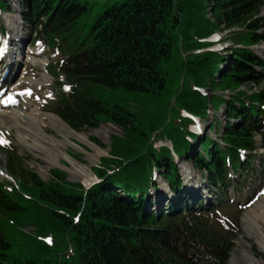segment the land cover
I'll use <instances>...</instances> for the list:
<instances>
[{"label":"trees","instance_id":"obj_1","mask_svg":"<svg viewBox=\"0 0 264 264\" xmlns=\"http://www.w3.org/2000/svg\"><path fill=\"white\" fill-rule=\"evenodd\" d=\"M22 5L30 28L67 53L62 71L72 86L53 110L75 130L96 127L104 116L121 126L123 136L112 137L109 155L95 167L100 182L90 188L67 180L61 169L44 181L11 164L19 179L17 186L0 182V264H228L237 232L215 220L214 207L202 212L186 203L174 151L203 172L219 204L233 181L231 170L241 179L254 171L257 132L264 144V90L248 93L241 87L264 81V61L250 48L264 40V18L258 17L264 0ZM0 9L11 10L9 2L0 0ZM228 30L234 44L228 54L210 50L205 39ZM142 97L141 119L117 104ZM224 104L225 124L218 117L211 124L222 143L198 136L183 113L207 118L211 108ZM156 134L173 148L148 145ZM194 142L201 149L190 156ZM141 143L147 152H138ZM154 170L162 171L176 194L166 212L150 209L151 189L158 188ZM57 235L67 241L71 259L60 257Z\"/></svg>","mask_w":264,"mask_h":264},{"label":"rangeland","instance_id":"obj_2","mask_svg":"<svg viewBox=\"0 0 264 264\" xmlns=\"http://www.w3.org/2000/svg\"><path fill=\"white\" fill-rule=\"evenodd\" d=\"M22 1L23 0H9L11 5L13 6V12H7L1 14V22L4 23L6 28L9 30V34L11 35V47H13L14 51H19V54L14 60V63L10 62L9 59L6 58V61L0 63V69L4 65V67L8 66L10 68V74L8 81H13L11 84L7 83L8 90H6L5 94L12 93L17 96L18 102L14 106H10L5 110L9 112V114H16L21 121L35 124V127L40 128L39 131L42 132L43 138H34L28 135H22V133L17 129V127L9 122L4 123L1 121L0 116V140H7L8 143H0V182H16L19 179L18 173L12 169L13 165H17L24 173L37 174L44 181H49L52 179L51 171L53 169H63L67 173V180L73 182H82L85 183L87 181H93L98 176L95 172V167L99 164L100 159L105 157L110 152V144L111 138L115 135L118 137H122V129L121 127L113 122H105L106 117L103 116V123L96 127H82L80 130L73 129L67 122L63 120L64 123L68 124L73 131L77 134H81L86 139L82 140L72 135L70 139L71 143L65 142V137L63 133L59 131V129L52 124H46V126L41 125L35 118L32 116V111L35 106H38L42 112L46 113H55L54 111L49 110L52 101L59 96H61V92H67L69 89L68 83L69 80L65 77L64 74H61L59 69V63L66 55V51H51L54 50V44H51L50 47L47 45V41L44 37H35V32H32L29 26L23 23L20 15L16 8L19 7V11H22ZM13 15L12 17H8V15ZM261 16L264 18V7H262ZM12 23L11 26H9ZM12 30H15V34L20 37L17 39L13 38ZM229 32L221 33V37H223L222 45H226V47H233L232 41L228 38ZM31 42V48L36 51L38 56L48 57L50 60V64L45 67L35 64L31 61H27V59H23L24 56V46L26 43ZM264 42H261L256 48L257 53L262 57H264V50H262V46ZM17 48V49H16ZM32 52V51H31ZM28 53V52H27ZM27 56V54H26ZM26 66V68H25ZM26 69V70H25ZM49 72V75L52 76V80L47 84H43L42 86H37L33 84L29 79L35 78L39 79L41 72ZM2 73V72H1ZM65 84L61 85L60 82ZM67 84V85H66ZM262 87H264V82L262 83ZM249 89H254V86H250ZM68 93V92H67ZM27 95V97H23L22 95ZM145 97L141 98V101H136L133 99L120 100L117 104L125 109H129L132 112H137L136 115L139 118H142L143 111L145 110L143 101ZM174 98L171 100L173 102ZM57 114V113H55ZM172 115V112L169 113V117ZM186 115V113H184ZM219 116L221 122L224 123V115L219 113L218 115L213 111L210 113L207 120L204 122V131L205 133H211L208 129V126L214 121V117ZM43 130V131H42ZM213 134V133H211ZM214 135V134H213ZM91 136H95L102 143V145H98L94 140H92ZM159 137V138H158ZM153 136L151 141H148V145L158 146L161 138L160 136ZM260 139V137H258ZM53 141L56 145L53 146L49 141ZM155 141L157 144H154ZM115 142V139H114ZM163 143L167 144L168 141H163ZM258 149L254 152L256 164L255 170L252 175L245 176L244 181L240 185L237 184L234 186V182L229 186L228 190V198L225 199V202L221 207L222 218H230L233 222L234 226L238 230V236L235 239V246L231 252V257L229 260V264H235L232 261V256L235 252L238 253V256H242L243 248H250L256 256L264 259V253L257 247L255 243V237L252 235H248L243 225V213L247 210L254 209V205L258 204V201L264 197V195H258L257 200L250 205V199L254 193L261 188V184L264 180V147L262 145V140ZM99 148V149H98ZM149 147L146 143H141L139 145L138 152H147ZM198 150V148H197ZM17 156V158H15ZM48 159L52 160L55 165H49ZM178 164L181 167L180 172L183 174V166H189L190 174L185 175L184 179H189L190 177H197L200 179V172H198L190 162L185 161L184 159L178 160ZM6 174V175H5ZM5 175V176H4ZM239 178V177H237ZM236 177L234 179H237ZM156 183H158L160 190L168 193L172 197L176 195L169 192V188L164 182L163 178H156ZM190 179L184 183V198L189 200H194L195 202L201 201V195L204 197L207 196L206 191L208 184L203 181L201 188L197 190L194 188L195 184H189ZM10 185V184H9ZM157 190H152V193L158 197ZM234 200V201H231ZM193 201V202H194ZM214 201V200H213ZM216 202V201H214ZM203 206H208L206 200L202 199ZM226 208V209H225ZM225 209V210H224ZM259 223L264 229V219L259 218ZM28 232L33 231L32 227H28ZM243 236L245 243H239L240 238ZM54 241H58V249L60 251V257L63 259H71L69 256L70 252L68 249L67 241L62 242V236H54ZM241 245V246H240ZM242 259L239 260L236 264H248L245 263Z\"/></svg>","mask_w":264,"mask_h":264},{"label":"bare ground","instance_id":"obj_3","mask_svg":"<svg viewBox=\"0 0 264 264\" xmlns=\"http://www.w3.org/2000/svg\"><path fill=\"white\" fill-rule=\"evenodd\" d=\"M12 16H13L12 14L8 15L7 19H8V17H12ZM11 25H12V23L9 26H11ZM12 33H13L12 39L15 40L17 38V34H15V30H12ZM20 37L21 36H18L19 40H20ZM13 47L12 48L8 47V50H7L8 52H7V57H6L7 59L11 60L12 63H14V60H16V58L19 54V51L18 52L13 51L14 50ZM261 48H262V50H264V45ZM26 52H28L27 56L26 55H24V56H26V58L29 61H31L35 64H38V65H41L43 67H45L48 64L49 59L47 57H44V56H41V57L38 56L36 51L33 50L31 47ZM29 80L37 86H42L43 84H47L48 82H50L52 80V76L49 75L45 71V72H41L39 79L30 78ZM23 96L25 98L27 97V95H24V94H23ZM4 106H5V98H2L0 101V108H3V110L0 112L1 121H3L4 123L9 122L10 125L14 124L17 127V129L22 133V135H28V136H32L34 138L38 137V138L46 140L45 138H43L42 132L39 131L40 128L35 127L36 125L32 124V123H30V124L27 122L23 123V121H21V119L16 114H9V112H7L5 110L6 107H4ZM32 116L35 118V120H37L43 126H46V124L47 125L48 124L55 125L59 129V131L61 133H63L66 143H71L70 139L72 138V135L76 136L77 138L82 139V140L86 139L84 136H81V134H77L75 131H73L72 128L68 124L64 123L63 120L60 119V117L55 113L42 112L38 106H35L33 111H32ZM49 142L51 144H53V146L56 145L51 140ZM48 162H49V165H51V166L55 165L53 163V161L50 159H48ZM183 172L186 175L190 174L188 165H185L183 167ZM253 207H254V209H252L250 211L249 210L244 211V213L242 215L243 216V225H244V228H245L246 232L248 233V235H252L255 237V243H256L257 247L264 253V229L260 225L261 223H259V218L264 219V197H262L258 201V204H255ZM239 243L240 244L245 243L243 236L240 238ZM249 249L244 247L243 252H242V256H238V253L235 252L232 256V261L236 264L239 262L240 259H242L245 263H248V264H264V259L259 258L258 256H256V254H254Z\"/></svg>","mask_w":264,"mask_h":264},{"label":"snow or ice","instance_id":"obj_4","mask_svg":"<svg viewBox=\"0 0 264 264\" xmlns=\"http://www.w3.org/2000/svg\"><path fill=\"white\" fill-rule=\"evenodd\" d=\"M12 102L15 103V100L12 97H9L8 100L5 101V103ZM0 143H8L7 140H0ZM51 242V240H49Z\"/></svg>","mask_w":264,"mask_h":264}]
</instances>
